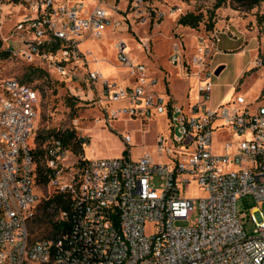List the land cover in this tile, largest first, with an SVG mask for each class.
<instances>
[{
  "label": "built area",
  "instance_id": "2783aa9c",
  "mask_svg": "<svg viewBox=\"0 0 264 264\" xmlns=\"http://www.w3.org/2000/svg\"><path fill=\"white\" fill-rule=\"evenodd\" d=\"M19 1L26 10L11 29L13 43L1 49L46 60L64 77L96 86L106 99L99 118L105 125L124 116L145 124L162 115L168 127L156 135L155 155L144 151L136 158L130 133H121L127 145L121 156H83V163L54 139L46 147L53 169L46 187L70 196L69 209L61 211L70 228L55 241L32 238L39 193L30 138L40 90L14 77L0 79V264H264V212L252 209L249 234L237 208L242 196L264 200V102L236 92L210 104L217 68L210 36L200 35L190 54L177 42L172 46L168 60L197 96L184 104L168 89L154 90L158 78L144 62L130 60L121 35L116 58L133 84H118L91 67L92 51L81 47L107 27L127 30L120 2L144 0ZM70 154L75 161L67 166ZM192 184L204 195H187ZM194 216L195 224H178Z\"/></svg>",
  "mask_w": 264,
  "mask_h": 264
},
{
  "label": "rangeland",
  "instance_id": "374dc122",
  "mask_svg": "<svg viewBox=\"0 0 264 264\" xmlns=\"http://www.w3.org/2000/svg\"><path fill=\"white\" fill-rule=\"evenodd\" d=\"M217 1L144 0V4L138 6H132L131 3L126 5V2L122 1L121 13L125 17L128 29L116 35H109L111 29L107 27L104 36L91 37L83 41L82 48L92 51L89 65L104 71L112 81L118 84L125 83L128 69L119 67L121 65L117 62L114 48L117 35H121L128 41L130 60L144 62L149 74L158 78L154 90L166 93L168 88L177 102L185 104L188 100L195 101L197 96L194 88L187 91L191 80L182 78L178 74L168 60L169 54L175 42L183 46L186 54H190L195 49L194 45L200 35L205 38L210 36L215 42L212 62L216 65L215 56L221 61L219 66H224L219 74L212 75L215 98L240 92L253 103H263L264 23L258 22L257 15L264 14V2L250 10H245L234 8L230 0H226L215 9L214 29L208 30V18ZM3 4V12L0 16V45L6 47L7 44L13 43L11 29L26 9L25 5H22L24 3L19 0H4ZM188 11L203 13V21L198 28L177 23L179 15ZM218 38H220L219 43ZM193 46L194 48H191ZM257 58L262 61L261 65L255 64ZM248 60H250L249 70L241 79L237 78L240 69ZM30 65L41 67L48 72V77H36L31 81L32 85L39 88L41 97L30 144H36L41 132L50 129H74L78 135L88 140L84 145L85 157H117L127 148L121 133H130L132 136L130 151L134 158L144 151H150L155 155L156 135L158 132L166 131L168 127L165 116H154L145 124L140 118L132 119L124 116L121 121H114L112 126L105 125L99 121V118L102 117L100 108L106 103V99L102 94L99 95L96 86L88 87L81 81L64 77L46 60L38 58L26 60L14 52L0 58V79L10 77L20 79ZM65 161L67 166L72 165L75 157L70 154ZM37 190L39 201L29 224L32 238L45 236V224L35 222L34 219L40 212V203L52 193L42 185ZM186 194L191 197L204 195L196 184H192ZM255 207H260L264 212V200L257 201L251 195L238 199V214L249 234L255 228L250 216ZM195 216L178 224H195Z\"/></svg>",
  "mask_w": 264,
  "mask_h": 264
},
{
  "label": "trees",
  "instance_id": "16d2710c",
  "mask_svg": "<svg viewBox=\"0 0 264 264\" xmlns=\"http://www.w3.org/2000/svg\"><path fill=\"white\" fill-rule=\"evenodd\" d=\"M225 1L226 0H218L213 5V9L210 12L208 18V30L214 29L215 9L220 7ZM230 2L236 9L250 10L256 6H259L262 2H264V0H230ZM257 19L260 24H263L264 14L258 13ZM202 21L203 13L194 11L182 13L177 19L178 24L191 28H198ZM9 54L10 53L8 50L0 48V58L6 57ZM41 76L48 77V72L41 67L30 65L19 80L21 82L31 83L34 78ZM54 139H60L81 163H83L85 160L83 158L85 145L84 137L78 135L74 129H50L48 131L41 132L37 137L35 146L32 147L31 150L36 164L35 181L37 187L40 185L46 186L50 177L53 175V169L48 165L47 162L46 147ZM70 202L71 198L66 193L52 192L45 197L42 203H40V212L35 215L34 219L35 222L45 224V236L40 238H47L55 241L60 236H62L63 233L69 230L70 221L61 217V211L68 210Z\"/></svg>",
  "mask_w": 264,
  "mask_h": 264
},
{
  "label": "crops",
  "instance_id": "0c3cea01",
  "mask_svg": "<svg viewBox=\"0 0 264 264\" xmlns=\"http://www.w3.org/2000/svg\"><path fill=\"white\" fill-rule=\"evenodd\" d=\"M88 2H90V5H92L93 4V1L92 0H88ZM121 9H122V7H121ZM123 10V9H122ZM111 29V28H110ZM109 35H116V33L111 29V31H110V33H109ZM87 39H89V37L88 38H86V39H84L83 41H85V40H87ZM219 40H220V38H218V43H219ZM83 43V42H82ZM195 46V45H194ZM194 46L193 47H191V48H194ZM81 47H82V45H81ZM228 49H231V48H228ZM214 60H215V62H216V65H217V67L220 65V63H221V61H219L215 56H214ZM98 62V61H97ZM96 62V63H97ZM117 62H119V61H117ZM120 63V62H119ZM249 63H250V60H248L244 65H243V67L240 69V71H239V73H238V76H237V78H242L243 76H245V74H246V72L249 70ZM120 65L121 66H119V67H124V68H126L124 65H122L121 63H120ZM115 66V65H114ZM113 66V67H114ZM118 66V65H117ZM223 68H224V66H223ZM127 69V68H126ZM101 70V69H100ZM104 72V71H103ZM104 74H105V72H104ZM106 75V74H105ZM107 76V75H106ZM114 81V80H113ZM237 82V81H236ZM235 82V83H236ZM134 83V80L132 79V78H130L129 77V75H128V73H127V81L125 82V83H120L121 85H129V84H133ZM214 83V82H213ZM192 84V81H189V83H188V87H189V85H191ZM232 86V85H231ZM188 87H187V91H188ZM168 89V88H167ZM264 90V89H263ZM169 91V90H168ZM214 92H215V87L213 86V91H212V97H211V100H210V104H213V105H215V104H217L218 102H220L221 100H225V99H228L229 97H231L230 95H227V94H225V95H222V96H220L219 98H215V96H214ZM170 93V92H169ZM188 93V92H187ZM187 93H186V95H187ZM171 94V93H170ZM171 96H172V94H171ZM173 97V96H172ZM177 101V100H176ZM118 120H122V118L121 119H118ZM149 122V121H148ZM147 124V123H146Z\"/></svg>",
  "mask_w": 264,
  "mask_h": 264
},
{
  "label": "water",
  "instance_id": "95a60500",
  "mask_svg": "<svg viewBox=\"0 0 264 264\" xmlns=\"http://www.w3.org/2000/svg\"><path fill=\"white\" fill-rule=\"evenodd\" d=\"M222 69H223V66L222 65L221 66H218L216 68V70H215V74H219Z\"/></svg>",
  "mask_w": 264,
  "mask_h": 264
}]
</instances>
